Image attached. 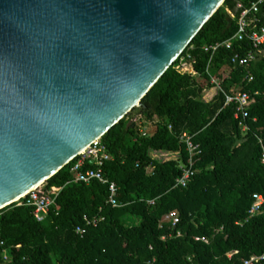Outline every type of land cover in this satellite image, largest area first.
<instances>
[{"label":"trees","instance_id":"1","mask_svg":"<svg viewBox=\"0 0 264 264\" xmlns=\"http://www.w3.org/2000/svg\"><path fill=\"white\" fill-rule=\"evenodd\" d=\"M254 1L225 0L183 52L199 75L181 73L174 62L142 99L137 109L148 121L147 136L127 114L100 138L111 156L103 171L119 186V205L108 203V185L74 181L77 156L45 182L47 191L60 188L46 220L18 201L0 210V264H245L264 254V204L250 212L254 195L264 197V54L234 65L236 53L252 48L248 38L205 50L232 39ZM256 17L264 25V1ZM234 88L251 94L244 120L236 118L235 103L226 104ZM184 132L202 149L185 187L177 186L179 164L189 158ZM172 212L176 225L164 220ZM85 216L104 219L79 235Z\"/></svg>","mask_w":264,"mask_h":264},{"label":"water","instance_id":"2","mask_svg":"<svg viewBox=\"0 0 264 264\" xmlns=\"http://www.w3.org/2000/svg\"><path fill=\"white\" fill-rule=\"evenodd\" d=\"M225 0H0V210L142 99Z\"/></svg>","mask_w":264,"mask_h":264},{"label":"built area","instance_id":"3","mask_svg":"<svg viewBox=\"0 0 264 264\" xmlns=\"http://www.w3.org/2000/svg\"><path fill=\"white\" fill-rule=\"evenodd\" d=\"M264 0H256L251 3L249 8H245L238 18V31L232 39H229L223 43H216L214 45L205 46L206 51H212L213 53L220 47L226 46L230 48L232 46V41L238 40L242 41L248 38L252 43V48L247 51L244 55L236 53L232 57V63L234 65L246 66L251 62L256 61L261 55L264 54V25L260 24L257 19L256 14L259 12L260 5ZM238 8H243L242 4H238ZM231 17H235L234 13L228 10ZM184 52V51H183ZM176 59V69L181 73H188L193 76H198V72L195 70L194 65L188 61L190 54H183ZM247 81L251 82L254 79L253 75L246 76ZM212 82L220 85V82L215 78ZM258 93V92H257ZM227 102L235 103L237 105L236 118H242L243 120L249 116L248 107L251 101V94L242 88H234L232 93L226 94ZM131 121L136 122L139 125L140 133L142 136L148 135L147 126L148 121L143 118V116L138 113L137 116H131ZM243 130H247V125L242 121ZM172 129V126H170ZM180 140L186 144L187 150L189 152V158L187 161H182L179 164V169L181 170L180 177L177 178V186H187L196 174L195 164L197 162L198 156L202 153V149L199 144L194 141L193 135L184 132L180 136ZM79 158L74 162L71 171L74 174L75 182L91 183L94 180H98L103 184L108 185L109 188V199L108 203L116 207L119 205L117 201V194L119 186L115 181H111L107 178L103 171V164L105 160L111 158L110 154L106 151L104 146H102L100 139L93 142L87 149H85L81 154L78 155ZM60 188L52 187L50 191H47L45 187L35 188L30 190L25 196H23L18 202L20 204L26 203L34 208L35 218L42 222L49 216L52 207L56 205V196L58 195ZM255 202L251 209V214L254 215L261 211L264 204V197L261 194L254 195ZM154 203V201H150ZM104 217L89 218L84 217L86 225H79L76 227V233L79 235H84L87 232L88 226H97ZM164 220L172 222L176 225L179 222V215L177 212H172L165 216ZM197 240H202L204 242H209V239L205 237H197ZM264 259V254L257 256L253 255L250 259L245 260V264H251L252 262H258Z\"/></svg>","mask_w":264,"mask_h":264},{"label":"rangeland","instance_id":"4","mask_svg":"<svg viewBox=\"0 0 264 264\" xmlns=\"http://www.w3.org/2000/svg\"><path fill=\"white\" fill-rule=\"evenodd\" d=\"M137 107H134L128 114H130V116H137L139 112ZM45 186H46V183L42 184L39 188L43 189Z\"/></svg>","mask_w":264,"mask_h":264},{"label":"bare ground","instance_id":"5","mask_svg":"<svg viewBox=\"0 0 264 264\" xmlns=\"http://www.w3.org/2000/svg\"><path fill=\"white\" fill-rule=\"evenodd\" d=\"M45 182H41V183H39V184H37V185H35L33 188H31L30 190H33V189H35V188H38V187H40L42 184H44ZM29 190V191H30ZM29 191H27V192H25L24 194H22L21 195V197H20V199L23 197V196H25ZM19 198L17 199V200H20Z\"/></svg>","mask_w":264,"mask_h":264}]
</instances>
